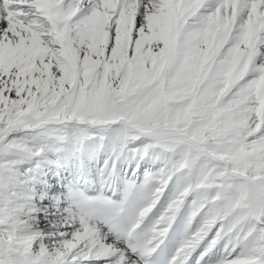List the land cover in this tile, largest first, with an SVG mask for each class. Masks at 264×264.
<instances>
[{
  "label": "bare ground",
  "instance_id": "bare-ground-1",
  "mask_svg": "<svg viewBox=\"0 0 264 264\" xmlns=\"http://www.w3.org/2000/svg\"><path fill=\"white\" fill-rule=\"evenodd\" d=\"M42 1L0 0L3 99L21 104L37 92L57 101L74 84L91 94L107 73L114 92L133 91L165 74L166 88L176 80L190 85L168 102L189 95L191 103L167 106L175 127L159 131L132 124L121 107H107V130L98 129L100 122L88 112L76 118L81 106H11L13 113L5 116L11 128L1 122L0 110V188L6 170L16 178L9 206L14 224L0 223L1 263L143 264L162 242L171 264H264V190L256 173L245 167L246 154L257 155L247 147L249 138L264 141V114H256L258 127L248 134L244 129L254 120L232 108L264 106V0H157L164 4L155 10L134 7L121 17L116 13L119 0L105 15L95 0H56L69 42H60L57 31L48 28L47 10L52 7ZM214 5L220 12L233 9L235 16L208 20L204 13ZM245 8H252L253 22L241 23ZM101 36L105 42L100 48L96 42ZM176 72L180 79L172 77ZM217 77H222L219 90L213 85ZM194 105L201 106L203 115L227 117L229 129L244 132L227 151L231 157L215 153L201 137L177 125ZM139 107L130 111L137 113ZM49 120L66 122V140L58 145L32 139ZM87 127L107 137L88 138ZM208 127L207 122L202 132ZM134 129L143 134L139 139L130 137ZM160 135L176 140L177 146L164 150L155 145L153 137ZM12 146L36 153L33 162L21 163L10 155ZM138 149L140 157L135 156ZM236 158L245 161L241 168L233 167ZM227 171L232 175L229 185L222 179ZM99 179L106 185L97 186ZM120 210L127 219L125 228L114 222ZM1 214L0 220L5 219ZM128 231L139 240L140 255L127 246ZM10 240L15 254L6 246Z\"/></svg>",
  "mask_w": 264,
  "mask_h": 264
},
{
  "label": "rangeland",
  "instance_id": "rangeland-1",
  "mask_svg": "<svg viewBox=\"0 0 264 264\" xmlns=\"http://www.w3.org/2000/svg\"><path fill=\"white\" fill-rule=\"evenodd\" d=\"M114 1H117V0H95V4L97 7H99V8H97L98 11L100 10L99 12L102 14L104 13V15H105L106 13L112 12ZM119 1L121 2V8L119 11L116 10L117 16H119V17H121V15L123 14L124 11H127L128 9H132L134 7H135V9L138 8V9H142L143 11L147 12L150 8H153L155 10L159 4L160 5L164 4L163 1L159 2L157 0H142V1H140V0L139 1L138 0H119ZM227 1L225 0V3ZM42 2L43 3L48 2L47 5H51V7H52V9L47 10V13L49 15H48V17H46V19L50 25V26H48V28L53 29L54 32L57 31V33L59 34L60 42H61V40L63 42H65V41L69 42L70 39L68 37V34L66 33L67 31L63 30L64 25L66 23L63 22L62 19L64 20L65 18L60 11H59V13L57 11V9L58 10L60 9L59 2L55 0L53 5L51 4L50 0H48V1L43 0ZM122 2H123V4H122ZM175 4H176L175 7L179 8L178 2H176ZM218 7H219L218 5H214L213 10L205 11L204 14L208 18V20H212L213 22L216 23L217 20H220L223 17L226 18V16H228V17L233 16V15L235 16V12L233 11V9H230L229 11L224 10V11L220 12V11H218V9H219ZM47 13H46V11L44 12L45 15ZM42 16H44V15H42ZM253 16H254V12H253L252 8H250V9L245 8L244 14L242 15V18H241L242 19L241 23L244 22L243 24H245L247 22H253L255 20V18ZM36 32L41 33L40 31H37V30H36ZM99 38H98L99 41H98V43L96 42V44H97V46H99L101 48L103 46L102 43L105 42V39L102 36H101V40ZM102 39L104 41H102ZM146 43H147V45H149L148 42H146ZM145 51L147 52L146 48H145ZM134 56L137 57L136 55H134ZM54 62L56 64V61H54ZM249 66L250 65L248 64V67ZM218 75H220V74L218 73ZM159 76L161 77V81L158 82V80H157L154 82L155 84H150L146 80L144 83H142L140 85V87H137L133 91L125 90L126 92L123 91V92L117 93V92H114L112 90V76L110 73H107L104 77L99 78L97 91H95L96 90L95 89L91 92V94H89V92L84 93V89H83L84 87L82 88V86L74 84V86L71 89L72 90L71 93L70 94L65 93V94L59 95L57 101H52V99L48 95H46L45 97H42V96L39 97V94L37 92H35L36 95L35 94L32 95V96H34L33 98L31 96V94L25 96L26 95L25 89L23 90V93H22V99L24 96L26 98L24 97V99L21 100V102H22L21 104L19 103L20 100L16 102L14 100H11V98L10 99H3L1 94H0V106H2V107H0V110L3 111V114H4V117L1 119V122L3 124L6 122L8 125L11 124L7 120H5V116L9 117L10 113L11 112L13 113L14 107H11V106H29V105L30 106L31 105L32 106H81L80 109H78L76 111V113H74V116L76 118H85V114L88 112L89 114L96 116L95 118H97V121L100 122L98 129H101V128L104 129L105 128V130H107L108 128H106V125L105 124L103 125V123L105 122V120L107 118H110L111 113L109 111H107V107L109 106L112 110H114V108H117V107H121V108L125 109L126 114H128L127 118H128V120L131 121L132 124H141V126H144V128H148L149 130L159 131L161 128H165V127L166 128H174L175 126L172 122V121H174V118H172L173 119L172 120L171 115H170V111H171L170 109L172 107L169 108L167 106H177V107L181 108L184 106H189L191 102L189 100H187V97H189V95H187L185 97L186 98L185 100L182 99V101L178 100V101H169L168 102L169 97L173 96V93H175V92L179 93L180 95H182L183 93H186L185 91H189L188 89L190 88V85L189 86L187 84H180L179 85L177 80H176L168 88H166L165 87L166 85L164 83L165 74H159ZM93 77H95V76H91L89 78L90 81L94 80ZM172 77L180 79V76H177V72L175 73V76H172ZM59 78H60V80H62V78H63L62 81H64V79H65L63 76H62V78H61V76H59ZM31 79L35 80L34 82H36L38 80L36 78V76H34V78H31ZM216 80H218V81H216ZM221 81H222V77H220V78L217 77L215 79V83L213 85L217 86V87L215 86V88L217 90H219L218 84L221 87V83H220ZM137 82H139V81H137ZM50 83H51V85L53 84L52 82H50ZM214 86H213V89H215ZM86 87L88 88L87 85H86ZM237 91L239 92L240 90L237 89ZM70 98L72 99L71 103H70ZM66 99L69 100L70 104L64 102ZM73 100H74V102H73ZM8 102H11V103H8ZM42 102H43V104H42ZM3 106H7V108H4ZM137 106L141 107L139 112L136 113L135 111L134 112L130 111V110H132L131 109L132 107L134 108ZM146 106H150L149 109H151V110H149L147 108L148 109V111H147ZM151 106H154V107H151ZM194 106H195V108L190 110L189 114H188V111H189V109H188L187 113L184 112V114H182L180 116L181 122L179 120L180 123L178 122L177 125H179L182 128H185V131H188L194 137H196V138L201 137V139H203V141H204L203 144L207 145L209 148L214 150L215 153H217L219 155H225L228 158L231 157L229 155V153H227V151L229 150L231 145L236 143L238 141V139L242 138L244 132H246V133L248 132V134H250V132L251 133L254 132L255 129L258 127V126H255L258 124V122H257V120H255V118L257 119V116L260 114L259 112L264 114V106H246L247 108L244 106H232V108H234V109L237 108V110L239 109L242 113L248 114L255 121V122L253 121V123H255L254 125L251 124L252 127H251V125L249 126L252 129H249V127H248V128L244 129V132H242L241 129H239V127H236L235 130H234V128H232V130L229 129L228 128L229 122H228L227 117L222 118L220 116L215 115L214 113H209V114L203 115L201 113V106H196V105H194ZM214 107H218V106H209L210 109H213ZM223 107H231V106H223ZM262 108H263V111H262ZM129 111L132 113H130ZM192 111H194V112L192 113ZM256 114H258V115L256 116ZM207 122L210 123V127H208L207 131L202 132L201 127L204 126ZM11 126L12 125H9V128H11ZM191 127L192 128L195 127L196 129L195 128L192 129ZM86 132L87 133L85 135L88 136V138L94 137L96 135L102 136V137H107L106 132H103V131L100 132L99 131L97 133H94V132H91L88 129V127H87ZM34 133L35 134H33L32 139L36 140L37 138H39L40 140L46 142L47 144L52 143L53 145H58L60 143V141L66 140L67 125H66V122H57L56 123L52 120H49L47 123L41 124V126ZM142 135L143 134L140 131L134 129V130H132L130 137L133 138V140H134V139H139ZM253 137H255V138L254 139H252L251 137L249 138V140L251 139L252 142L249 144L250 146H247V147L250 149L252 148L253 152L255 149V153L257 155H252L251 153L248 155L246 154V156H248L249 158L247 160V164H245V167H246V170L248 172L256 173L260 187L264 190V150L259 149L261 147H264L263 146L264 141L258 142L259 139L257 137H259V136H253ZM153 138L155 139V145L160 146L164 150H172L174 147L177 146L176 140H169L168 138H166V136L163 137L160 135V136H154ZM255 140H257V141H255ZM260 145H261V147H260ZM140 150L141 149H138V152L135 154L136 157L137 156L140 157L141 155H143L142 151H140ZM108 151L112 152L111 150H108ZM106 153H107V150H106ZM9 154L18 158L21 163H28V164H31L33 162L35 155H36V153H32L31 151H28V150L23 149L21 147L20 148L15 147V146H12L9 149ZM109 154H112V153H109ZM242 161L243 160L236 158V161L232 160L231 163H232L234 168H241L245 162V161H243V162ZM76 166H81V165H76ZM76 166H74V167H76ZM218 167H220V165ZM77 172H79V169ZM220 176H222V174H220ZM231 177H232V175L229 171H227L226 174L222 176L223 182L225 181V183H224L225 185L230 184L229 178H231ZM14 178L15 177L10 173V170H6L4 172L3 183H2V186L0 188V214L2 213L1 215L3 217H5V219L0 220V223L4 224V225L14 224V221L10 215V207H9L10 201H11V196L13 195L14 183L16 182V180H15L16 178L15 179ZM100 181L105 182V179H99L98 180L99 183L97 182V186L100 185L102 187V186L106 185V183L104 184ZM106 182H107V180H106ZM101 183H102V185H101ZM119 191L122 192L121 190H119ZM119 199H121V196ZM122 199H121V201H122ZM110 206L112 207L111 204H110ZM104 207L105 208H103V209H106L107 205ZM104 211L106 212V210H103V212ZM99 216L100 215H96L97 218H99ZM3 228H7V227L5 226ZM11 241L12 240H10L8 242L10 244H6V246L8 247V249H9L8 251L10 254H12V253L15 254L14 253V251H15L14 243H13V241L12 242ZM1 260L2 259L0 258V264L3 263V262L1 263Z\"/></svg>",
  "mask_w": 264,
  "mask_h": 264
}]
</instances>
